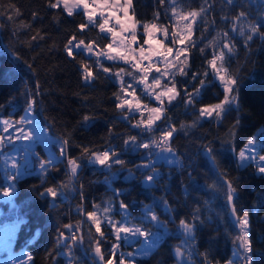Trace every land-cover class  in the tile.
<instances>
[{"label": "trees", "instance_id": "obj_1", "mask_svg": "<svg viewBox=\"0 0 264 264\" xmlns=\"http://www.w3.org/2000/svg\"><path fill=\"white\" fill-rule=\"evenodd\" d=\"M133 2L137 21L152 22L154 13L160 11L158 22L169 23L165 8L160 7L157 0ZM178 2L185 9H190L199 8L204 5L205 0ZM213 3L215 12L208 17L207 26L199 22L196 26L193 35L196 46L191 49L188 77L182 78V83L180 77L176 79L178 89L187 87L189 92H193L199 87L189 77L194 71L203 73L207 70L206 58L211 59L210 53L213 51L209 41L216 38L217 32L225 30V21L220 17L232 13V6L227 5L225 0H213ZM10 4H14L23 13L19 20L31 23L32 28L21 29L0 16V23L6 25L0 30V117L19 118L23 115L25 89L35 90L34 86L39 83L43 93V111L38 106L36 113L55 138L70 132L76 144L90 145L96 151L109 146L121 150L123 141L119 137L135 134L137 130L122 120V113L115 107L113 94L119 91L118 83L114 82V78H105V74L97 70L99 79L94 81L95 87H84L77 63L67 58L63 51L67 38L76 31L78 24L84 23V18L79 15L68 17L62 10L49 9L47 0H0V10H6ZM235 4V11L238 12L243 6L249 12L250 19H259L264 12V0H235ZM32 12H39L42 19L32 21ZM37 30L45 39L37 37L36 41H30ZM138 30V38L142 39V29ZM87 35L89 38L99 39L97 30L89 29ZM242 41L243 38L236 37L237 54L230 65V70L239 71L242 79L241 102L244 111L241 114L242 126L235 141L237 150L248 139L264 130V41L254 38L250 51L242 47ZM219 43L216 40V47ZM202 47L203 53L199 51ZM17 55H21L22 60H17ZM85 59L88 58L85 56ZM25 60L34 65L35 74L28 69L23 62ZM104 63L105 66L111 65V62ZM125 80L130 78L125 77ZM211 81L210 74L206 80L207 88L201 89V95L197 97L196 108L214 104L222 98L221 88ZM137 88V95L142 103H150V98ZM183 100L184 93L181 91L176 103L166 106L171 117L169 122L175 123L177 128L182 123L192 125L197 120L195 110L192 106L186 107ZM86 114L93 119L84 125L82 118ZM233 122V116H229L222 124H217L214 119H201L195 127H187L186 134H174L173 146L178 154H182L183 168L159 166L161 176L157 177L160 181L157 184L145 185L141 173L146 169L135 168L136 164L147 161V157L141 155L144 150H125L127 168L117 166L112 169V174L107 169H98L85 161L80 176L84 185L86 208H91V202L100 204L112 199L115 190L123 193L121 198L130 205L129 211L133 216L139 217L145 206L152 205L156 214L165 222L168 235L156 249H152L148 257L137 259L138 264H177L174 249L184 240L179 219H190L197 207L200 209V218L204 221L197 230L198 252H208L212 264H216V261L225 264L227 259L233 258L232 236L238 229L233 225L223 194H217L209 187L215 181L216 173L201 147L209 142L218 154L217 162L221 170L226 169L234 182L238 178L237 206L250 215V236L255 253L253 259L255 264H264V178L256 175L254 168L235 167L236 158L228 150L227 143L228 131ZM163 123L164 121L161 124ZM110 128L114 134L110 135ZM37 151L42 158L48 157L42 145L38 146ZM70 151L74 156L80 155L78 148L73 147ZM128 169H131L132 175ZM64 173L63 164L58 169H52L47 177V185L65 181L67 177ZM189 173L192 175L189 176ZM106 176L110 177L107 181ZM4 187H8V183L0 166V192ZM42 190L41 175H29L18 180L14 202L0 200V227L13 224L18 226L14 249L16 252L26 251L33 255L34 259L30 264H69L64 251L57 248L55 237L59 224L76 223L83 218L76 212L79 197L66 187L65 195L57 197L55 203L59 207H56L50 197H40L39 192ZM161 197H166L175 210L171 216L163 205H159ZM104 230L107 231L106 228ZM75 255L80 264H90L91 254L85 249L83 251L82 247Z\"/></svg>", "mask_w": 264, "mask_h": 264}, {"label": "snow or ice", "instance_id": "obj_2", "mask_svg": "<svg viewBox=\"0 0 264 264\" xmlns=\"http://www.w3.org/2000/svg\"><path fill=\"white\" fill-rule=\"evenodd\" d=\"M225 2L232 6V13L220 17L225 21V30L217 32L216 38L209 41L213 51L210 53L211 59L206 58L207 70L203 73L195 71L192 73L189 79L196 81L199 87L189 92L187 87L177 88L176 76L188 77L186 69L190 67V50L196 46L193 35L198 22L207 26L208 17L215 12L213 0H205L204 5L190 9L182 7L178 0H157V4L165 8L168 24L158 22L160 11L154 13L152 22L137 21L133 0H47L49 9L62 10L68 17L79 15L84 18V23L78 24L76 31L67 38L63 51L67 58L77 63L84 87H95L94 81L99 79L97 70L105 74V78H114V82L119 85V91L113 94L115 107L122 113V120L137 130L135 134L119 137L123 141L121 150L109 146L99 151L93 150L90 145L74 143L72 133L69 132L58 138L57 154L37 160L43 187L39 192L42 199L50 197L54 206L59 207L55 203L56 199L65 195L66 187L79 197L76 212L83 218L76 223L59 224L55 237L57 248L64 251L69 264H80L75 255L80 247H84L85 251L91 254L90 264H138L137 256L149 255L160 239L153 228L163 227L165 224L152 205L145 206L139 217L133 216L129 211L130 205L121 198L123 193L115 190L112 199L100 204L91 202V208H86L84 185L80 176L85 161L99 165L112 174V169L117 166L127 168L125 150H144L141 155L146 156L147 161L136 164L135 168L146 169L141 173L145 185L157 184L160 182L157 177H160L161 173L156 158L162 154L167 164L183 167L182 154H178L173 146L174 134L178 132L186 134L185 129L195 127L201 119H214L217 124H222L229 116H233L234 122L229 128L227 143L228 150L235 155V167L254 168L255 174L264 178V133L259 135V143L258 137L253 136L242 148L239 150L235 148L236 137L242 126L241 114L244 108L241 102V76L239 71L230 70L231 62L237 54V36L243 38L242 47L248 51L253 46L254 38L264 41L262 31L264 12L259 19L255 17L250 19L249 12L243 6L238 12L235 11V0ZM22 15L21 10L14 4H10L6 10H0V16L6 18L8 22L17 24L21 29L31 30V23L19 20ZM41 19L39 12H32V21ZM5 27L4 23H0V30ZM89 29L97 30L99 39L89 38L87 35ZM138 29H142L140 33L142 39L138 38ZM37 37L45 39L37 30L36 34L30 37V41H36ZM216 40L220 41L218 47ZM199 51L203 53L204 48H200ZM85 56L88 59H85ZM78 57L80 59H77ZM16 59L22 60V56L17 55ZM104 61L111 62V65L105 66ZM23 62L35 74L34 65L26 60ZM153 72L158 75L152 76ZM210 74L211 83L221 88L222 98L214 104L196 108L197 97L201 95V89L207 88L206 80ZM125 77H129L130 80L126 81ZM164 81L167 82L162 83ZM134 85L142 86V93L155 101L156 106L142 103ZM34 87L35 90L25 89L23 115L19 118L0 117V155L5 157V178L12 182L17 181L21 165L7 150L18 142L33 141L32 127L37 107L40 106L39 110L43 111L41 98L43 93L39 83ZM181 91L184 93L183 103L186 107L192 106L197 120L192 125L182 123L177 128L175 123L169 122L171 117L165 105H172ZM82 119L84 125H87L93 117L86 114ZM161 120L164 123L158 124ZM109 133L114 134L112 128L109 129ZM73 147L80 150L79 156L71 153L70 149ZM201 147L216 173L215 181L209 187L213 192L223 194L229 215L233 218V225L238 229L232 236L233 258L227 259L225 264H255L253 240L250 236V215L248 211L237 206L238 178L234 182L226 169L221 170L217 162L218 154L211 142L202 144ZM28 151L25 149L26 153ZM60 164L64 165L67 179L56 185H47L49 172L58 169ZM128 171L130 175L133 174L131 169ZM191 175L189 173V176ZM109 178L106 176V181ZM0 194L11 198L14 195V188L4 187ZM159 205H163L169 216L175 211L166 197H161ZM199 213L200 209L197 207L190 219H179V228L184 240L174 249L177 264H212L209 253H199L196 248L197 230L204 224ZM117 216L119 219H116ZM102 224L106 226L107 231H102ZM125 243L129 246L138 244L139 248L133 247V250L124 252L122 247ZM33 259V255L27 254V261ZM20 264L26 262L21 261ZM216 264H219V261H216Z\"/></svg>", "mask_w": 264, "mask_h": 264}, {"label": "rangeland", "instance_id": "obj_3", "mask_svg": "<svg viewBox=\"0 0 264 264\" xmlns=\"http://www.w3.org/2000/svg\"><path fill=\"white\" fill-rule=\"evenodd\" d=\"M190 61H191V50H190V56H189V65H190ZM189 69H190V67L188 69H186V71H188ZM156 75H158V74H156L155 72L152 73V76H156ZM178 77H180L179 78L181 81L180 83H182V78H184L185 76L177 75L176 79ZM150 82H151V77H150ZM166 82L167 81H164L162 83H166ZM134 87H136V86H134ZM141 88L142 87L137 88V89H141ZM136 91H138V90H136ZM144 95L147 96L146 94H144ZM177 99H178V97H177ZM177 99L175 101H173L172 104L176 103ZM151 102H153L154 104H151ZM151 102L148 103L149 106H156L155 101L151 100ZM165 106H167V105H165ZM145 116H147V112H145ZM162 122H163V120L159 121L158 124H161ZM44 130H47V131H44ZM32 131L34 134V139L31 143L18 142L17 144H20V146L15 144L10 149L7 150L11 156H14L19 160L20 165H21L20 175H19L16 182H12V181L7 180L5 178V164H4L5 157L0 155V166H1V169H2V172L4 175V179L8 183V187L14 188V195L11 198H9V197H4L1 194L0 195L1 201L10 202V203L14 202V199L17 195V182H18V180H20L26 176H29V175H41L36 159H40L42 157L39 154L37 157H35L33 155V152L38 149L39 145L43 146L48 157L51 156L52 154H57L59 151L58 139L55 138L51 134L50 130L42 122L41 118L39 117V115L37 113L35 114V123L32 127ZM262 133H264V130L259 131L255 135L258 137V143H259V135ZM25 149H28L29 151L26 153ZM156 162H157L158 167L159 166H166V167H170V168L178 167V165L167 164L166 159L164 158L163 154L161 157L156 158ZM34 164L36 166H34V168H32V165H34ZM90 165L93 167H96L98 169H102L101 166H99V165H93V164H90ZM179 167L181 168V166H179ZM9 171H11L10 168H9ZM143 210H144V208H143ZM116 219H119V217L117 216ZM105 228H106V226L102 224V231H105L104 230ZM153 229L154 230L156 229L155 231H158V230L164 231V236L166 234L165 231H168L167 226L165 224L163 227H159V228L154 227ZM17 230H18V226L15 224L4 225V226L0 227V264H20L21 261H25L26 264H30V262L27 261V254H30L29 252H26V251L25 252H16L14 249V242H15V236H16ZM133 247L139 248V245L135 244L133 246H129L127 243H125L122 247V251H124V252L131 251V250H133ZM151 252H152V250H151ZM149 255H138L137 259L148 257ZM234 259H236V258H234Z\"/></svg>", "mask_w": 264, "mask_h": 264}, {"label": "water", "instance_id": "obj_4", "mask_svg": "<svg viewBox=\"0 0 264 264\" xmlns=\"http://www.w3.org/2000/svg\"><path fill=\"white\" fill-rule=\"evenodd\" d=\"M231 219H233L232 217H231ZM155 245H158V244H155ZM82 250L84 251V248L82 247Z\"/></svg>", "mask_w": 264, "mask_h": 264}, {"label": "built area", "instance_id": "obj_5", "mask_svg": "<svg viewBox=\"0 0 264 264\" xmlns=\"http://www.w3.org/2000/svg\"><path fill=\"white\" fill-rule=\"evenodd\" d=\"M158 236L160 237L161 235L158 234Z\"/></svg>", "mask_w": 264, "mask_h": 264}]
</instances>
